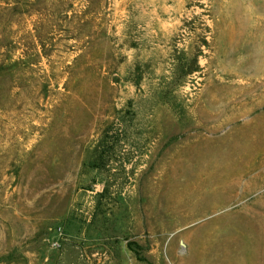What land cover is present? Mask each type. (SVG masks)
<instances>
[{"label": "rangeland", "instance_id": "obj_1", "mask_svg": "<svg viewBox=\"0 0 264 264\" xmlns=\"http://www.w3.org/2000/svg\"><path fill=\"white\" fill-rule=\"evenodd\" d=\"M224 241L264 264V0H0V264Z\"/></svg>", "mask_w": 264, "mask_h": 264}, {"label": "bare ground", "instance_id": "obj_2", "mask_svg": "<svg viewBox=\"0 0 264 264\" xmlns=\"http://www.w3.org/2000/svg\"><path fill=\"white\" fill-rule=\"evenodd\" d=\"M234 245L233 241L219 243L212 250L211 262L204 264H252L251 255L248 254L246 258L240 257Z\"/></svg>", "mask_w": 264, "mask_h": 264}, {"label": "built area", "instance_id": "obj_3", "mask_svg": "<svg viewBox=\"0 0 264 264\" xmlns=\"http://www.w3.org/2000/svg\"><path fill=\"white\" fill-rule=\"evenodd\" d=\"M58 230H59V229H57V231H58ZM58 234H59V233H58ZM51 245H52V246H56L57 243L53 242Z\"/></svg>", "mask_w": 264, "mask_h": 264}]
</instances>
